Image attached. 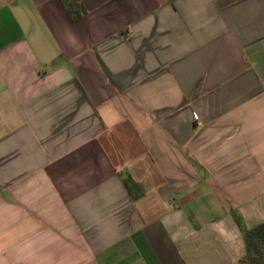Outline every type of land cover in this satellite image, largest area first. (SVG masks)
Here are the masks:
<instances>
[{"label":"crops","instance_id":"obj_1","mask_svg":"<svg viewBox=\"0 0 264 264\" xmlns=\"http://www.w3.org/2000/svg\"><path fill=\"white\" fill-rule=\"evenodd\" d=\"M78 1L0 0V264H238L264 0Z\"/></svg>","mask_w":264,"mask_h":264},{"label":"trees","instance_id":"obj_2","mask_svg":"<svg viewBox=\"0 0 264 264\" xmlns=\"http://www.w3.org/2000/svg\"><path fill=\"white\" fill-rule=\"evenodd\" d=\"M63 1L67 12L73 19L85 12L79 3L80 1L69 0V3H67L66 0ZM122 182L131 199L137 200V198L143 194L142 191L139 190L138 185L135 184L129 176H125ZM232 215L244 242V255L239 260L238 264H264V225L260 224L252 229H246L241 217L235 213H232Z\"/></svg>","mask_w":264,"mask_h":264}]
</instances>
